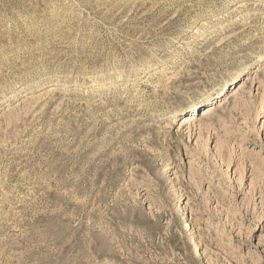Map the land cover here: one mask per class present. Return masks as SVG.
I'll list each match as a JSON object with an SVG mask.
<instances>
[{
	"label": "rangeland",
	"instance_id": "obj_1",
	"mask_svg": "<svg viewBox=\"0 0 264 264\" xmlns=\"http://www.w3.org/2000/svg\"><path fill=\"white\" fill-rule=\"evenodd\" d=\"M0 264H264V0H0Z\"/></svg>",
	"mask_w": 264,
	"mask_h": 264
},
{
	"label": "bare ground",
	"instance_id": "obj_2",
	"mask_svg": "<svg viewBox=\"0 0 264 264\" xmlns=\"http://www.w3.org/2000/svg\"><path fill=\"white\" fill-rule=\"evenodd\" d=\"M196 106H194L193 108H195ZM196 108H198V106L196 107ZM193 110V109H192ZM213 111V108H207V112L206 113H204V114H210L211 112ZM193 119H190L189 121H188V123L190 122V121H192Z\"/></svg>",
	"mask_w": 264,
	"mask_h": 264
}]
</instances>
